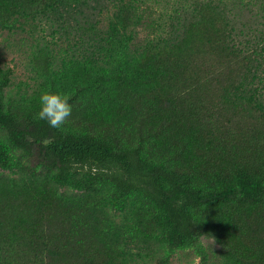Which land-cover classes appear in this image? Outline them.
Segmentation results:
<instances>
[{"label": "trees", "instance_id": "1", "mask_svg": "<svg viewBox=\"0 0 264 264\" xmlns=\"http://www.w3.org/2000/svg\"><path fill=\"white\" fill-rule=\"evenodd\" d=\"M92 1L0 0V30ZM111 1L102 64L73 61L57 92L98 102L114 124L93 135L26 123L0 81V166L18 168L32 143L44 157L0 181V264H170L202 234L222 247L208 264H264L263 55L234 41L218 7L136 45L143 10Z\"/></svg>", "mask_w": 264, "mask_h": 264}, {"label": "rangeland", "instance_id": "2", "mask_svg": "<svg viewBox=\"0 0 264 264\" xmlns=\"http://www.w3.org/2000/svg\"><path fill=\"white\" fill-rule=\"evenodd\" d=\"M134 1L144 13V21L135 39L136 45L143 43L147 36L171 34L175 27L182 25L200 7H218L235 29L234 41L246 51H256L264 57V0ZM114 2L97 0L92 1L90 6L74 2L55 12L49 10L47 15L36 19L21 18L14 28L1 29L0 81L6 107L27 123L40 110L41 93L45 90L57 92L73 61L83 66L88 59L96 58L102 64L104 54L99 52V48L106 45L109 34H116L110 23L117 8ZM97 4L99 6L94 8ZM262 62L259 74L263 75L264 59ZM128 94L117 95L121 114H125L124 102L128 100ZM69 103L72 114L62 126L67 131L94 135L103 130L107 120L114 124L112 115L105 120L100 118L102 110L98 102L78 99ZM115 115V118L120 116ZM121 124L128 125L125 120ZM18 156L21 162L18 168L0 166V181H19L23 166L27 170H35L44 164L41 147L36 143ZM62 191L69 193L71 189L63 187ZM221 250L215 237L202 234L193 247L171 255L170 264H204V259L205 264L213 263L221 259Z\"/></svg>", "mask_w": 264, "mask_h": 264}, {"label": "clouds", "instance_id": "3", "mask_svg": "<svg viewBox=\"0 0 264 264\" xmlns=\"http://www.w3.org/2000/svg\"><path fill=\"white\" fill-rule=\"evenodd\" d=\"M67 94L45 90L40 96L38 119L47 121L50 127H62L72 114V106Z\"/></svg>", "mask_w": 264, "mask_h": 264}]
</instances>
